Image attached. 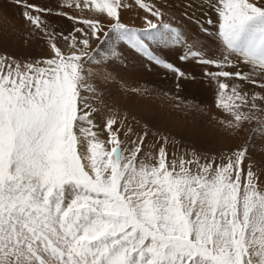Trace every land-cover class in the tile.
I'll list each match as a JSON object with an SVG mask.
<instances>
[{
  "label": "snow or ice",
  "instance_id": "snow-or-ice-1",
  "mask_svg": "<svg viewBox=\"0 0 264 264\" xmlns=\"http://www.w3.org/2000/svg\"><path fill=\"white\" fill-rule=\"evenodd\" d=\"M8 2L23 24L0 34V264H264V0H64L67 33ZM133 60L177 89L201 69L220 115L198 134L247 138L216 156L153 131L113 87ZM163 95L161 118L209 116Z\"/></svg>",
  "mask_w": 264,
  "mask_h": 264
},
{
  "label": "rangeland",
  "instance_id": "rangeland-1",
  "mask_svg": "<svg viewBox=\"0 0 264 264\" xmlns=\"http://www.w3.org/2000/svg\"><path fill=\"white\" fill-rule=\"evenodd\" d=\"M30 2L32 3H37L39 5H41L42 7H48V8H52L53 9V15L48 16L47 19L52 23L54 29L56 31H64L65 33H67L73 26V22L69 21L65 18H61L55 15V13L63 10V2L64 0H30ZM0 8L3 9L1 16H0V34H2V27L3 29H5L6 31L11 28V30L9 32H13L15 29H12L14 26L16 27V25L12 24L11 21L9 22L8 20H6V13L5 11H8L10 9L11 14H13V16L15 18H17L20 21H23L22 17L20 16V13L22 12V8H18L16 7L14 4L9 3L8 0H2V3H0ZM79 14V13H77ZM132 13H126V16L130 15ZM215 18V17H214ZM23 24V23H22ZM5 26V27H4ZM14 44V43H13ZM13 44L9 45L7 48V53L14 55L16 53L18 54H22V53H32V51L37 50L38 47L40 46H34L31 49L25 50L22 47L17 46L16 44L13 46ZM15 47V49H17L14 51V49L12 48ZM6 53L4 51H0V55H5ZM34 53H32L33 55ZM40 54L35 53L34 54V58L40 56L38 55ZM18 56V55H17ZM46 58L45 56L41 57V58H36V59H44ZM138 68H135L136 66H134V64H132V69L131 68H127L125 67L123 69V73L124 74H120V78L117 79V82L115 85H113V87H119L120 89H122L121 92V96L123 97V90H128L129 95L131 96H135V92L132 90L135 89H153L155 86L157 87H167L166 90L168 89V87L170 86V83H160L159 81V77H157L155 75L154 79L153 78H149V76H145V75H139V70L143 69L145 72H147V70L145 68H142L139 63L137 62ZM131 66V65H130ZM159 71V69H153L152 71H150L151 73H155L157 74ZM192 71L195 72V79H190L188 77L184 78V79H180L179 80V84L182 83L184 85L183 88V93H184V100L187 98H192L197 100V102L199 104L202 103H207L209 102L210 98V94H212V87H209L206 77H204L203 75H201V69L199 68H195ZM128 73V74H127ZM146 74V73H145ZM177 83V82H176ZM200 89H198V86ZM171 91H173V89L171 88L170 91L168 93H171ZM195 97L193 98L192 97ZM139 99V98H137ZM140 103H147L148 109H141L138 108L142 107L141 105H139ZM186 102V101H184ZM122 103H125L126 107L129 106H134L135 108H130L128 109L129 113L131 114H135L138 118H142L143 120H148L151 124H153L155 126H160L163 128V130H166V133H171L173 135L176 136L177 139H181L184 138L185 142H191V143H195L198 147L202 148L203 150H210V155H216L218 156L219 153L221 152H227L229 151V149L233 148L234 145L236 144H240V142H237L239 139V137H243V138H247L248 134L244 133V135L242 136V134H240V136H237L235 138L233 137H222L217 135L215 138H211V137H205L203 135H199L198 134V130L200 128L201 125H203L206 129L209 128L210 126L208 125V119L210 116H212L211 114H209V116H200L198 117L195 121H193L191 118H189L187 120V122H185V120L183 119V115H181V118L179 120H174V119H170V118H161L163 116V114H161L158 111V107L149 102L148 99H141L139 100L137 103L134 102L132 104H126V101H122ZM151 103V104H150ZM188 104H190L189 102H187ZM150 104V105H149ZM170 105L167 106L166 112L168 113V108ZM211 111H213V109L211 107H209ZM165 111V109L161 110V112ZM159 113V115L161 114V117H159L157 114ZM167 113H166V117H167ZM216 115H220V113H217ZM174 121V122H173ZM165 126V128H164ZM158 128V127H157ZM242 142V141H241Z\"/></svg>",
  "mask_w": 264,
  "mask_h": 264
},
{
  "label": "crops",
  "instance_id": "crops-1",
  "mask_svg": "<svg viewBox=\"0 0 264 264\" xmlns=\"http://www.w3.org/2000/svg\"><path fill=\"white\" fill-rule=\"evenodd\" d=\"M2 11H3V9L2 8H0ZM0 10V16H1V13H2V11ZM5 15H6V20H8L9 22L11 21V23L12 24H14V25H16V27L14 26L12 29H15V30H17V29H19L20 27H21V25H22V23H23V21H20V20H18L17 18H15L14 16H13V14H11V11H10V9L8 10V11H5ZM130 15H134V13H132V14H130ZM5 27V26H4ZM1 29V28H0ZM11 30V28H9L7 31L5 30V29H3V27H2V32L4 33V32H9ZM15 44H13V46H14ZM12 46V48L14 49V51L16 50V52H17V49H15V47H13ZM45 51H46V49L41 45L40 47H38V49L37 50H34V51H32V53H40V54H38V55H40V56H38V57H36V58H41V57H43V56H45L44 55V53H45ZM2 52V51H1ZM32 53H22V54H18V53H16V54H14L13 56H15V57H21V56H27L28 57V59H32V58H34V54L32 55ZM8 54V53H7ZM11 55V54H10ZM18 55V56H17ZM132 64H134V66H136L135 68H138V65H137V61H135V60H133V61H131L127 66H126V68H127V70H128V68H133L132 67ZM131 65V66H130ZM158 73L157 74H153V73H151V72H149V71H147V72H145L143 69H140L139 70V75H145V76H149V78H153L154 79V77H155V75L157 76V77H159V81H160V83H167V82H169L170 83V86L168 87V89L166 90V88L167 87H157V86H155L152 90V94H151V96H149L147 99L149 100V102H151V103H153V104H155L159 109H158V111L161 113V114H163V117H166V109H167V106L168 105H171L172 103H173V101H171L170 99H168V98H165V96L163 95V93H167L168 94V96L169 97H171V96H173V95H176V96H179L181 99H183V101H186L185 102V104H188L187 102H189L190 104L191 103H197V100H195V99H192V98H187V99H185L184 100V93H183V88H184V85H183V83H182V86H181V84H179L180 86H179V89H177V87H176V79H174L171 75H168V76H165L164 75V73L163 72H161V71H157ZM146 73V74H145ZM120 74H124L123 72H121ZM128 74V73H127ZM188 78H190V79H192L191 78V75H189V77ZM198 86V85H197ZM173 89V91H171V93H168L169 91H170V89ZM198 89H200L199 88V86H198ZM212 94H210V98H211V100L209 99V102H208V104L207 103H202L201 105L203 106V107H205L206 108V110H207V112H209V114H211V115H216L217 113H219V110L218 109H216L215 108V103H214V94H213V90H212V92H211ZM192 97H193V95H192ZM193 98H195V97H193ZM125 100V98L124 97H122V101H124ZM139 100H141V99H137L136 98V100H135V102L137 103ZM150 103V104H151ZM149 104V105H150ZM139 105H141L142 107H139L138 106V108H141V109H147V110H149L148 109V107H146L147 106V103L145 104V103H140L139 102ZM144 105H146V106H144ZM126 106V105H125ZM209 107H211L212 109H213V111H211L210 110V108ZM127 108L128 109H130V108H135L134 106H127ZM163 109H165V111H164V113H163V111L161 112V110H163ZM169 109V108H168ZM150 111V110H149ZM157 114V113H156ZM161 114L159 115V113L157 114L159 117H161ZM216 116H218V115H216ZM175 120V119H174ZM174 122V121H173ZM209 125V124H208ZM210 126V125H209ZM157 127L162 131V132H164V133H166V130L164 131L163 130V128L161 127V125L160 126H155V127H153L152 128V130L153 131H156V129H157ZM164 128H165V126H164ZM242 134V136L244 135V132H242L241 133ZM242 138V137H241ZM241 138L239 137V139L240 140H238L237 142H240L241 143Z\"/></svg>",
  "mask_w": 264,
  "mask_h": 264
}]
</instances>
